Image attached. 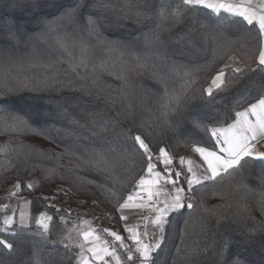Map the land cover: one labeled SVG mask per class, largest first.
Segmentation results:
<instances>
[{
    "label": "trees",
    "instance_id": "obj_1",
    "mask_svg": "<svg viewBox=\"0 0 264 264\" xmlns=\"http://www.w3.org/2000/svg\"><path fill=\"white\" fill-rule=\"evenodd\" d=\"M177 2L23 0L24 5L36 7L10 10L6 5L13 0H0V88L7 84L12 89L0 97V228L14 182L20 185L14 195L30 207L28 229L0 231V239L13 245L12 249L0 245V264H37L38 260L77 264L79 248H66L59 237L78 225L80 215L51 203L56 188L99 206L119 229L117 208L147 167L134 142L136 135L150 145L153 160L160 148L176 160L192 145L211 141L210 133L193 127V119L211 127L216 117L223 123L229 111L255 99L264 76L259 71H247L241 84L214 90L213 96L205 89L226 64L229 81L235 79L232 68L244 67V62L256 67L253 58L261 46L257 25L201 8L184 23L166 24V30L159 31L156 12ZM76 4L84 5L80 15L63 19ZM137 5L148 16L139 23L134 14L125 18V12ZM9 20L14 22L17 40L9 38ZM46 22L57 31L49 30ZM82 45L87 46V67L68 72L69 61L79 60ZM57 61H62L57 69L64 70L59 75L45 67ZM17 76L30 81L52 77L51 86L19 89L13 79ZM165 89L189 97V116L177 125L170 126L163 114ZM13 117L26 126H13ZM101 118L109 122V129L93 136L90 125ZM100 148L107 154L105 172L72 155L75 151L83 158L86 150L90 156ZM189 198L192 209L185 201V207L168 214L161 246L152 254L155 264H224L225 259L228 264H264V161L246 165L243 178L240 173H225L196 185ZM40 211L53 217L50 234L42 235L37 228ZM222 246L227 247L224 257L217 255Z\"/></svg>",
    "mask_w": 264,
    "mask_h": 264
},
{
    "label": "snow or ice",
    "instance_id": "obj_2",
    "mask_svg": "<svg viewBox=\"0 0 264 264\" xmlns=\"http://www.w3.org/2000/svg\"><path fill=\"white\" fill-rule=\"evenodd\" d=\"M10 10H15L18 7H36V5H24L23 0H13V3L6 5ZM83 4H76V6L69 10L65 14L63 19L74 20L80 15ZM210 10L211 14H219L223 10L231 15L241 17L248 25L254 28L258 25V34L261 38V46L258 49V55L253 58V63L256 64L255 68H250L247 62H244V67H234L232 72L235 75V79L229 81L226 76V69L229 65H225L221 68L217 74L212 78L210 86L205 89L208 96H213L214 90H220L229 86H235L241 84L242 77L247 71L253 73L259 71L264 73V0H179L173 6L171 3L162 5L156 12V17L159 20L157 28L159 31H164L165 25H176L184 23L191 15L197 12L199 9ZM130 14H134L139 23L140 18H148L147 11L143 10L140 5L135 8H129L128 12H125V18H130ZM90 24H94L89 17ZM7 23L9 38L17 40V33L14 29V22L9 20ZM49 30L57 31L52 27V22H46ZM60 47L65 48L64 44L58 41ZM115 50V49H113ZM87 46H81V56L78 61H69L68 72H78L81 68L87 67ZM229 60H233V57H229ZM57 61L46 65L45 67L52 70L55 75H59L60 71L56 67ZM140 67L144 64L140 63ZM138 74V73H137ZM239 74V75H236ZM16 87L19 89L29 88V90H38L40 85L51 86V79L30 81L27 76L13 77ZM8 91H12L7 84L0 88V97L6 96ZM256 97L254 100L247 101L246 105H237L234 112L229 111L228 115L224 118V122H219V117H216V124L209 127L208 124L203 123L200 119H193L191 121L194 128H203L205 133H210L211 141L205 146H195L194 153L198 154L202 158L203 164L206 165L205 173L197 175L192 166L193 162L188 161L189 167L187 168V175L185 181L187 183V191L191 192L196 185H201L205 181H215L222 174L232 175L234 173H240L243 178V173L246 165H250L253 161H264V76L261 77V82L257 85ZM165 97L167 103H162L161 108L168 124L177 125L184 121L189 116L187 108L189 97L186 92L169 94L165 89ZM3 101L0 100V103ZM13 126H26V122L22 119L13 117ZM231 122H228V121ZM75 123H78L76 121ZM209 123H212L211 121ZM93 136H99L101 133L107 132L109 129V122L103 120L99 123L93 122L90 125ZM99 128V131L97 129ZM134 142L140 150L142 155L146 157V173L151 179H145L141 176L138 181V188L143 191L146 196H140L139 192L136 195H128L123 203H120L117 211L128 208H147L151 219L150 223L154 227L155 243H145L143 237L148 236L147 228L144 233H139L134 228L125 227V231L129 233V239L133 241L135 252L138 253L143 259L140 264H155L152 259V254L161 246V241L165 232V226L168 223L169 212L177 211L185 207V200L188 199L187 208L192 209L194 205L191 203L190 198H186L183 194L186 189L179 186L181 181V172H175L173 178L172 170L170 166L173 163L171 156L166 152L164 148L159 149L158 162L164 165L163 172L167 175L162 177V172L157 171L158 164L153 162L152 152L150 145L146 142L141 135L134 137ZM75 159L80 163H86L93 170L105 172L107 170L108 159L106 152L103 148L99 150H92L89 156L87 150L85 156L82 158L75 151L72 153ZM59 159V157H57ZM184 159L181 157V165L183 166ZM231 170V171H230ZM163 178L164 183L172 186V191L165 195L164 200H160V196L165 193L163 185H160V180ZM15 187L19 188L20 185L16 184ZM31 187V185H30ZM153 188L156 190L154 191ZM139 200V203L136 201ZM261 207L264 209V200L261 201ZM121 220H126L127 217L121 216ZM145 221L149 220V217H143ZM53 217L41 214L36 218L37 228L42 230L40 234H50L52 229ZM62 222L63 218H61ZM29 228V223L24 219V214L21 213V219L18 224H15L13 217L9 216L3 221V227L0 231L3 232H15L17 230L23 231ZM120 242V248H124L123 238L115 232L109 233ZM80 236L83 238L82 243H77L76 247L80 252L77 255V264H92L93 261H102L103 264H108L105 257H111L115 260L116 264H121V256L116 252L115 248H109L107 242L101 243L99 235H96L94 230L89 226L88 230L81 231ZM0 245L5 248L12 249L13 245L8 243L4 239H0ZM70 245H65L69 247ZM227 251L226 246H222L217 255L224 257ZM91 253V256H86L84 253ZM197 254L196 250H193V255ZM128 259L135 264L132 248L128 249ZM37 264H40L39 260ZM224 264H228L227 259L224 260ZM234 264H240L239 261H235Z\"/></svg>",
    "mask_w": 264,
    "mask_h": 264
},
{
    "label": "rangeland",
    "instance_id": "obj_3",
    "mask_svg": "<svg viewBox=\"0 0 264 264\" xmlns=\"http://www.w3.org/2000/svg\"><path fill=\"white\" fill-rule=\"evenodd\" d=\"M167 152V151H166ZM171 156V155H170ZM172 160L174 159V157H172ZM156 160V159H154ZM191 160V159H188V161ZM197 160H200V159H197ZM178 161V160H177ZM193 162L192 166L194 167V170L196 173H198V175H201V174H204L205 173V169H206V165H202L201 162L199 161H194L191 160ZM195 162V163H194ZM156 163L158 164L159 168L162 170V177L164 175H167L166 172H163V169H164V165L159 163L157 160H156ZM180 165V164H179ZM179 165H176V166H173L174 168H171L172 170V175H173V178L175 177V172L179 171L181 172V181H182V186L183 188L186 189L185 193L183 194L186 198H187V185H185L186 182L185 181V176L187 174V168L189 167V164L186 162L185 164V168H184V171L182 172L180 170V166ZM205 166V168H204ZM171 167V166H170ZM16 184H19L18 181L14 182L9 190H8V199L5 203V207H6V214L4 216V219L3 221L11 216L13 217L14 219V222H17L19 223L20 219H21V213L24 214V219L30 223V207H29V202L27 200H21L18 196L14 195L15 191L18 190L17 187H15ZM160 185H163L164 187L166 186V184L164 183V180L163 178L160 180ZM171 186V185H169ZM52 198H54L55 202H52L53 204H55L57 207H65L64 205L67 204L68 202H73V201H76L78 202L79 205H88L90 204V201L89 200H85V199H80V198H75L73 196H71L69 193H67V191L63 190L62 188H56V191L54 193V195L52 196ZM161 200H164L165 199V193L161 195L160 197ZM45 214L47 216H50L48 213L44 212V211H40L38 214H37V217H40L41 214ZM172 213V212H169V214ZM36 221V220H35ZM83 230H81L78 226H72L70 227L66 232L62 233L60 235V239L73 246V247H76L77 243H82L83 242V238L80 236V232L81 231H85V230H88L87 227L83 224L82 226ZM78 248V247H76Z\"/></svg>",
    "mask_w": 264,
    "mask_h": 264
},
{
    "label": "built area",
    "instance_id": "obj_4",
    "mask_svg": "<svg viewBox=\"0 0 264 264\" xmlns=\"http://www.w3.org/2000/svg\"><path fill=\"white\" fill-rule=\"evenodd\" d=\"M136 189L137 185H134L128 189V193L131 194ZM186 195L187 198H189V191ZM185 201L188 202V199ZM52 202H55V200L53 199ZM64 206L68 210L78 212L80 217L85 219L88 225L94 230L95 234L99 235L101 243L107 242L110 249L115 248L116 252L121 256V264H133V262L128 259L129 248H132L133 250L135 264H140L143 258L135 252L133 241L131 239L128 237H122L125 247L120 248V242L116 241L115 238L109 234L113 232L111 228V218L102 208L91 203L88 205H79L76 201L68 202ZM148 214L149 211L147 208L143 209L139 214L138 223L140 226H145V220L142 218L147 217ZM105 260L108 261V264H116L115 260L111 257H105ZM100 264H103V262L100 261Z\"/></svg>",
    "mask_w": 264,
    "mask_h": 264
},
{
    "label": "crops",
    "instance_id": "obj_5",
    "mask_svg": "<svg viewBox=\"0 0 264 264\" xmlns=\"http://www.w3.org/2000/svg\"><path fill=\"white\" fill-rule=\"evenodd\" d=\"M233 2H238V0H233ZM223 11V10H222ZM258 27V25H257ZM211 82L208 84L207 88L210 86ZM195 146H202V145H192L187 151L186 153H184L182 156H179L176 158V160L173 159V163L171 165L170 168H174L173 166H176V165H179L180 166V170L183 172L184 171V168H185V164L186 162L188 163V159H191L196 162V161H199L203 164V161H202V158L199 157L198 154L194 153V147ZM181 157H183L184 159V163H183V166L181 165ZM197 159H200V160H197ZM178 160V161H177ZM158 161V159H157ZM154 163H156V160H153ZM194 162V163H195ZM205 168V166H204ZM157 171H162L159 166L157 167ZM187 175V174H186ZM198 175V173H197ZM145 179H151L147 173L145 172L144 175ZM160 183V182H159ZM170 184H167L164 189H165V195L168 193V192H171L172 191V186H169ZM185 185H187V183H185ZM179 186L183 187L182 184H179ZM153 190L155 191L156 189L153 188ZM139 192V195L140 196H146V194L143 192V191H140V189L138 188L137 186V189L131 193L132 195H136V193ZM130 195V194H129ZM161 197V196H160ZM160 199V198H159ZM161 200V199H160ZM137 203H139V200L136 201ZM142 212L141 209H138V208H128V209H123V210H120V217L121 216H125L127 217L126 220H121V228H117L114 224L111 225V228H112V231L117 233L118 235H120L121 237H128L129 238V233L125 231V227H128V228H134L136 231H138L139 233H144L145 232V228H147V232H148V236L146 237H143V240L145 243H155V236L152 237V233H154L155 229L154 227L151 225L150 223V219H151V216H150V213L148 214L147 217H149V220L148 221H145V226H140V224L138 223V216L139 214ZM83 224L87 227V229L89 228V225L87 223V221L83 218L80 217V221L78 223V227L83 230L82 226ZM154 231V232H153ZM152 237V238H151ZM84 255L86 256H91V253H87L85 252ZM92 264H100V261H93Z\"/></svg>",
    "mask_w": 264,
    "mask_h": 264
}]
</instances>
